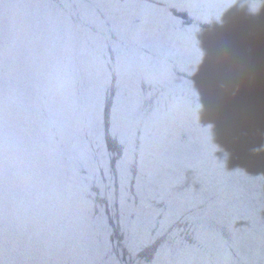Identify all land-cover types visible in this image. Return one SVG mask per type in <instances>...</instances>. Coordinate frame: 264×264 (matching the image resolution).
I'll return each mask as SVG.
<instances>
[{"label": "water", "instance_id": "water-1", "mask_svg": "<svg viewBox=\"0 0 264 264\" xmlns=\"http://www.w3.org/2000/svg\"><path fill=\"white\" fill-rule=\"evenodd\" d=\"M0 264H264V0H0Z\"/></svg>", "mask_w": 264, "mask_h": 264}, {"label": "snow or ice", "instance_id": "snow-or-ice-1", "mask_svg": "<svg viewBox=\"0 0 264 264\" xmlns=\"http://www.w3.org/2000/svg\"><path fill=\"white\" fill-rule=\"evenodd\" d=\"M3 175V168H2V162H0V178H2Z\"/></svg>", "mask_w": 264, "mask_h": 264}]
</instances>
